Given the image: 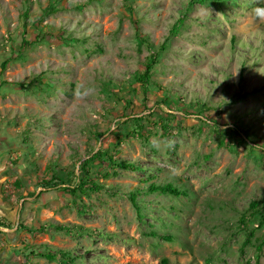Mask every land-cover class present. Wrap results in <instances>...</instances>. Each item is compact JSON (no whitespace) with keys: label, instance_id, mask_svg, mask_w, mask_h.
I'll return each mask as SVG.
<instances>
[{"label":"rangeland","instance_id":"1","mask_svg":"<svg viewBox=\"0 0 264 264\" xmlns=\"http://www.w3.org/2000/svg\"><path fill=\"white\" fill-rule=\"evenodd\" d=\"M51 1L0 0V264H264V0Z\"/></svg>","mask_w":264,"mask_h":264},{"label":"trees","instance_id":"2","mask_svg":"<svg viewBox=\"0 0 264 264\" xmlns=\"http://www.w3.org/2000/svg\"><path fill=\"white\" fill-rule=\"evenodd\" d=\"M54 5V1H51L50 0V3L49 5L47 6V8L51 7ZM46 10L43 12V14L40 16L39 20L45 16H49V14H51L52 12H56V11H51L49 13V11ZM77 10L81 9V6L79 7H76ZM38 20V21H39ZM34 26L37 28V29H40L39 27H37V21H34ZM178 28V27H177ZM52 34L50 31H44L43 29L41 30L40 32V35L37 36V38L35 39V41L33 42H30L29 40H24L23 41V44H22V47H21V51L20 52H24L25 50H27L29 47H31L33 44H38V43H41V42H44L46 41V39L48 37H51ZM143 41V40H142ZM11 60V59H10ZM10 60L6 61L5 64H4V68H6V66L9 64ZM158 63V59H157V53H153L152 55H150L148 57V59L146 60V63H145V70L144 72L141 74V76L138 77V85L137 87L134 89V92L137 93L138 92V89L139 87H142L143 88V93L145 94H148L149 93V90H148V86H149V82H150V79H151V70L153 68L154 65H156ZM133 100V99H132ZM132 100H127L125 101L126 102V107L124 109V112H127L130 107H131V104H132ZM170 106V105H169ZM200 113H202V111H200ZM158 118L161 120V121H170V119L168 118V115H161V114H157ZM165 116V117H164ZM216 125H219L220 123L218 122H215ZM229 130H231L234 134L236 135H240L242 132L237 128V127H232V128H229ZM102 135L101 134H98V137L100 138ZM252 148V147H251ZM253 149V148H252ZM260 154H264V152H260ZM101 155V153H96V154H93L92 157H91V160H89L90 162H87V163H91L93 162V160H95L96 158H98L99 156ZM109 160L111 162H113V159L112 157H109ZM117 164V163H116ZM82 165H85V162L82 164ZM88 165V164H87ZM118 165V164H117ZM86 166V165H85ZM118 166H123V167H130L132 165H127L126 163H122L121 165H118ZM84 167H82V170H83ZM87 182L88 180L85 182L83 179L80 178V180L78 181V184L75 185V187L73 189H67L71 194H75L78 190H81L83 192H85L84 188L86 185H87ZM62 181L58 178L57 175H53L51 180L50 181H42L41 185L46 188L45 190H48V189H52V190H55L56 188H58L60 185H62ZM100 189V186L97 185V184H94L92 189L91 190H99ZM150 191L151 192H160V193H163V194H169V195H173V196H179L181 193L180 191L173 187L172 185H167V186H156V185H152L150 187ZM262 205V211H263V214H264V202H254L252 204V207L253 208H257L259 205ZM166 239L168 241H171L172 238L171 237H166ZM52 259H55L54 256H51ZM159 264H171L170 263V260L168 258H162L160 260V263Z\"/></svg>","mask_w":264,"mask_h":264},{"label":"crops","instance_id":"3","mask_svg":"<svg viewBox=\"0 0 264 264\" xmlns=\"http://www.w3.org/2000/svg\"><path fill=\"white\" fill-rule=\"evenodd\" d=\"M1 152L2 151H0V155H1ZM3 197L4 196L2 192H0V219L15 216L16 212L11 211V207L9 204L7 206L2 204V202H4ZM8 208L10 209L9 211H8Z\"/></svg>","mask_w":264,"mask_h":264},{"label":"clouds","instance_id":"4","mask_svg":"<svg viewBox=\"0 0 264 264\" xmlns=\"http://www.w3.org/2000/svg\"><path fill=\"white\" fill-rule=\"evenodd\" d=\"M253 17L259 22L264 23V7H256L252 10Z\"/></svg>","mask_w":264,"mask_h":264}]
</instances>
